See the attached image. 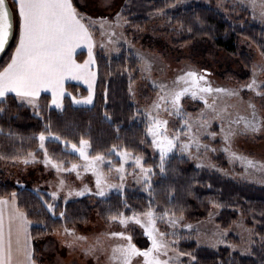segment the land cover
<instances>
[{
    "label": "trees",
    "instance_id": "obj_1",
    "mask_svg": "<svg viewBox=\"0 0 264 264\" xmlns=\"http://www.w3.org/2000/svg\"><path fill=\"white\" fill-rule=\"evenodd\" d=\"M73 2L80 10L76 1ZM122 16L128 22V33L141 32L152 20H158L164 22L166 31L173 36L175 47L189 46L190 57L196 59L211 52L222 56L220 66L224 68L220 70V76H231L240 81L251 78V58L241 52L240 40L264 53L263 25L246 13H225L213 3L127 0ZM18 37L15 20L13 41L0 62V72L10 63ZM84 57L85 53L77 55L80 62ZM96 64L95 98L89 107L75 106L67 95L63 100V109L57 110L51 107L50 96L42 95L34 111L22 105L14 95H8V107L0 116V167L4 165L6 171L20 158L33 153L39 155L38 136L44 132L48 137L45 148L49 157L65 166L76 160V156L68 150L69 145L75 143L79 146L81 138L89 141L90 156L99 154L112 158L116 151L124 149L133 155L143 156L145 166L155 172L151 177V188L142 190L133 187L123 193L112 192L104 198L86 196L64 202L52 200L44 191L13 184L0 172V199L16 193L18 208L31 221L34 256H38L43 239L58 230L87 223L94 214L102 222L109 223L113 215L122 212L131 216L133 211L143 213L151 206L157 214L167 211L171 216L174 213V217L196 223L207 220L217 208L216 224L222 230H228L243 220L246 227L254 231L250 254L243 255L228 248L214 250L200 247L191 240L180 242L177 247L179 252L190 256L193 259L191 264H264V187L235 182L217 173L199 170L191 160L177 154L167 158L166 178L162 176L159 161L151 156L152 144L151 137L146 135V119L140 115L130 96L131 85L139 80V60L127 51L113 58L98 52ZM66 90L75 98H84L88 94L86 88L75 83H68ZM148 94L146 91L144 97ZM105 113L110 120L105 119ZM54 136L61 139L57 141ZM218 161L224 162L222 158ZM40 197L55 205V216L46 210ZM170 200L174 202L170 203ZM131 235L133 242L142 250L150 247V241L139 230H132Z\"/></svg>",
    "mask_w": 264,
    "mask_h": 264
},
{
    "label": "rangeland",
    "instance_id": "obj_2",
    "mask_svg": "<svg viewBox=\"0 0 264 264\" xmlns=\"http://www.w3.org/2000/svg\"><path fill=\"white\" fill-rule=\"evenodd\" d=\"M189 1L213 3L225 13L231 11L239 14L246 13L254 21L264 26V16L261 15L264 11V0H183V2ZM77 3L83 14L96 21L95 27L91 30L95 39V56L98 52H101L107 58H113L127 51L136 57L141 55L151 63V71L146 73L142 71L143 65L139 61V80L133 83L130 88L132 102L138 107L140 115L146 119V124H148V113L155 114L152 105L158 99L159 88L156 85L163 83L172 87L173 82L188 71L204 74L207 82L213 88L235 91L236 95L212 93L208 96L209 104H213L217 111L224 110L221 112L222 120L214 118L215 113L207 109L199 97L196 99L185 97L182 100L183 111L190 114L189 123L193 125V132L200 142L199 151L196 150L195 144L190 152L180 151L179 144L188 142V137L191 134L181 131L184 124L180 118L169 115L161 109L159 117L168 121L167 135L171 137L179 134L178 147L169 156L177 154L191 160L199 170L217 173L235 182L264 187V171L246 168L241 160L234 159L232 156V153H236L240 157L264 164V126L255 133H243L242 124L237 127V125L231 123L238 117H250L252 109L249 105L254 104L257 118L264 124V95H256L255 92L246 87L253 79V69L255 67V78L261 86L260 91L264 93V71L260 70L261 67H264V56L253 45L245 40H240L241 52L251 58L252 71L249 80L240 81L231 76H220V70L224 68L221 67L222 56L211 52L204 57L195 59L190 57L191 50L189 46L175 47L173 36L166 31L164 22L152 20L143 31L128 33L126 28L128 22L122 16L127 0H77ZM118 16L121 17L119 25L117 24ZM101 23H104L103 34L100 30ZM112 32L115 34L112 35ZM109 40L112 42L109 43ZM146 91L149 94L144 97ZM67 95L72 100L73 96L68 92L65 96ZM94 98L95 92L92 91L93 103ZM74 105L91 106L85 104ZM26 106L34 111L38 108L31 105ZM51 107L53 106L51 105ZM201 113L208 120L206 127L200 126L199 117ZM221 125H223L225 131L231 127L235 133L227 143L224 140ZM47 139L48 137H46L45 145ZM77 147H80V145ZM68 150L76 156V160L66 166L64 163L53 161L49 155L47 157L59 165V171L52 166V163H46L44 149L39 146V155L33 153L26 158H20L15 162L16 164H13V167L7 168L6 171L4 165H2L0 172L13 184L34 191H44L50 196L52 193H58L56 200L64 202L75 201L86 196L93 199L104 198L112 192L123 193L133 187L142 190L149 189L145 186L140 169L134 164V158L139 156L145 166L146 160L141 155H133L128 152L129 159L126 163H123L124 170L121 172L117 170L122 164L120 156L117 155L119 151L115 152L114 157L105 158L100 163L99 168L93 170L87 167V162L71 148V145H69ZM87 151L89 154V148ZM151 156L152 159L159 161V151L153 145L151 146ZM218 158H222L224 162L220 163ZM24 160H28V163L25 164ZM72 165L77 166L75 170L72 169ZM98 178L101 180L99 188L97 187ZM61 181H63V187H61ZM100 190L104 191V196L97 194ZM69 192L72 194L69 195ZM77 192L83 194L76 195ZM218 213L219 209L215 208L207 220L196 223H189L183 218L169 215L165 218V221L170 218L179 220L174 228L165 221L158 220L157 227L165 233L163 239L168 244L167 256L161 254L160 258L164 260L170 257L177 264H191L193 259L190 256L180 255L177 248L178 244L185 240L194 241L200 247H208L214 250L228 248L233 252L249 255L254 244V231L247 228L243 220H239L228 230H222L216 224ZM140 218L145 219L142 215ZM31 227L32 224L29 225V230H31ZM134 229L143 233V229L134 222H129L128 226L124 227L118 221L111 220L109 223H104L97 214H94L87 223L68 228L69 232H65V229L58 230L43 239L38 256H35L36 264H119L118 261L111 259L113 249L126 243V241L113 236L112 233L125 232L131 234ZM77 237L83 239H76ZM90 249L92 251H89ZM184 260H187V262L185 263ZM132 264H143V258H133Z\"/></svg>",
    "mask_w": 264,
    "mask_h": 264
},
{
    "label": "snow or ice",
    "instance_id": "obj_3",
    "mask_svg": "<svg viewBox=\"0 0 264 264\" xmlns=\"http://www.w3.org/2000/svg\"><path fill=\"white\" fill-rule=\"evenodd\" d=\"M264 16V11L261 13ZM14 18L18 25L19 37L18 46L14 54L11 56V62L0 72V116H3L5 109L8 107V94L14 93L22 105H31L38 107V100L42 91H50L52 94V104L57 110L63 109L64 81L67 78L83 79L89 85V95L83 99L72 98L74 104L91 105L92 99V81L95 79V73L91 71L90 66L95 64L92 49L94 41L92 38V28L95 27L96 21L83 14L73 0H12L9 4L8 0H0V53H4L9 39L13 35ZM121 17H117L119 25ZM104 23H101L100 30L103 34ZM112 35L115 33L112 32ZM112 41L109 40V43ZM86 45L88 48L89 59L84 64H79L74 59L77 48ZM103 46V45H102ZM261 55H264L262 53ZM137 59L142 63V71L150 73L151 63L143 56L138 55ZM264 71V67H261ZM256 68L253 69V79L246 87L255 92L256 95H264L260 91V85L256 78ZM159 88L158 99L152 105V112L148 113V124L146 135L151 137V144L159 151V173L166 178V158L174 149L178 147L179 134L176 136L167 135L168 121L159 117L161 109L169 115H175L183 121L184 128L181 131L190 133L188 142L180 143L179 149L182 152H190L195 144L196 150H200V142L193 132V125L189 123L190 114L183 111L182 100L185 97L196 99L199 97L203 101L204 106L215 113L214 118L223 119L221 111L209 104L208 96L212 93H225L227 95H236L235 91L213 88L206 80L204 74H198L195 71H188L179 76L173 82V86L167 84L156 85ZM252 109L250 117H238L232 124L239 127L241 124L242 132L255 133L261 129L264 124L257 118V112L254 104H250ZM105 119L111 118L105 113ZM201 127L208 125V120L201 113L199 117ZM221 131L224 132V140L227 143L229 138L235 133L229 127L227 131L221 125ZM2 134V129H0ZM52 135V133H49ZM215 135L214 133L212 134ZM39 146L44 149L46 163H52V166L59 171V165L55 164L48 157L45 148L46 136L44 132H40ZM59 141L60 136H54ZM77 144H71V148L79 153V156L87 162V167L96 170L100 163L104 161L102 155L89 156L87 149L90 147L88 140L81 138ZM115 150V149H114ZM227 151V149H225ZM31 155V154H30ZM122 161L121 167L117 169L123 172V163L129 159L127 149L118 152ZM234 159L241 160L246 168H254L257 171H264V164H260L254 160L240 157L236 153H232ZM27 164L28 160H24ZM110 163V162H109ZM134 164L140 169V173L144 180L145 186L151 188V177L155 172L151 168L144 166L141 157L134 158ZM76 165H72V169H76ZM101 180L97 179V187L99 188ZM63 187V181H61ZM69 195L72 193L69 192ZM77 192L76 195H82ZM104 196V191L97 193ZM12 200L0 199V264H36L34 256V248L31 244V234L29 225L31 221L27 214L22 212L16 205V193H12ZM58 193H52L51 199L55 200ZM42 204L46 210L55 216V205L40 197ZM174 202L170 200V203ZM4 205H9L10 211L5 222ZM125 207H128L125 204ZM145 219L142 220L140 216ZM173 213V217H174ZM63 217L64 213L61 212ZM169 216L167 211L157 214L150 206L143 213L132 212L131 216H125L122 212L118 215L110 217L113 221H118L124 227L129 222L139 225L143 229V235L151 242V246L142 250L133 242V236L125 232L112 233L126 241V243L118 245L113 249L111 259L118 261L119 264H132L135 257H142L143 264H177L172 258L162 260L160 255L167 256L168 244L163 239L165 233L161 232L157 227V221H165ZM171 227H175L179 220L170 218L165 221ZM191 227L190 225L188 226ZM65 232H69L65 228ZM76 239H83L77 237ZM89 251H92L90 249ZM183 255V253H180Z\"/></svg>",
    "mask_w": 264,
    "mask_h": 264
},
{
    "label": "crops",
    "instance_id": "obj_4",
    "mask_svg": "<svg viewBox=\"0 0 264 264\" xmlns=\"http://www.w3.org/2000/svg\"><path fill=\"white\" fill-rule=\"evenodd\" d=\"M76 1V3H77V0H75ZM78 4V3H77ZM92 38H93V41H94V47H93V49H92V52H93V56H94V59H95V64L94 65H91L90 66V68H91V71H93L94 73H95V79L92 81V91H94L95 92V88H96V82H97V67H96V56H95V39H94V35L92 34ZM18 46V45H17ZM85 53V60L84 61H82V62H80V61H77V55L78 54H80V53ZM14 54V53H13ZM74 59L76 60V62L77 63H79V64H84L86 61H88V59H89V55H88V48H87V46L86 45H82L81 47H79V48H77L76 49V51H75V54H74ZM11 62V61H10ZM2 72V71H1ZM75 83L76 82V84H79V85H82V86H84L87 90H88V93H89V85H88V83H86L83 79H72V78H69V79H65V81H64V85H63V87H64V96H63V98L65 97V95L67 94V92H66V90H65V85L67 84V83ZM42 94H48L50 97H51V105L55 108V106L52 104V94H51V92L50 91H48V92H44V91H42L41 92V94H40V96L42 95ZM8 95H15L14 93H9ZM62 102H63V100H62ZM77 105V104H76ZM2 199H4V200H8V201H11L12 200V196H10V197H7V198H2ZM16 199V198H15ZM16 205H17V200H16ZM3 210H4V214H5V222L7 223V216H8V213H9V211H10V207H9V205H4L3 206ZM31 224V223H30ZM29 232H30V230H29ZM31 244H32V246H33V243H32V240H31Z\"/></svg>",
    "mask_w": 264,
    "mask_h": 264
},
{
    "label": "water",
    "instance_id": "obj_5",
    "mask_svg": "<svg viewBox=\"0 0 264 264\" xmlns=\"http://www.w3.org/2000/svg\"><path fill=\"white\" fill-rule=\"evenodd\" d=\"M8 3H9V0H8ZM10 4V3H9ZM14 32H15V20H14V30H13V35L12 37L9 39V42H8V45L6 46V49H5V52L4 53H0V62L1 60L3 59V57L5 56V54L8 52L11 44H12V41H13V37H14Z\"/></svg>",
    "mask_w": 264,
    "mask_h": 264
}]
</instances>
